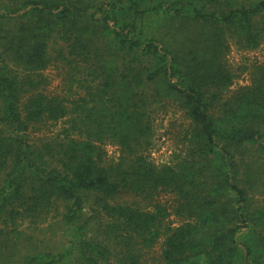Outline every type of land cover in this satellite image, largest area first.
<instances>
[{
    "label": "trees",
    "instance_id": "trees-1",
    "mask_svg": "<svg viewBox=\"0 0 264 264\" xmlns=\"http://www.w3.org/2000/svg\"><path fill=\"white\" fill-rule=\"evenodd\" d=\"M227 34L258 49L264 0H0V263L17 246L7 237L22 239L23 222L44 223L62 204L70 244L24 264H144L172 213L182 222L165 228L162 264H264V63L222 99L234 79L223 62ZM169 35L184 36L181 54ZM58 40L66 48L56 57L71 72L101 82L85 87L66 139L39 147L31 126L69 116L59 98L36 91ZM163 101L190 125L186 156L158 167L143 150L149 110ZM107 141L122 161L106 159ZM160 194L173 196L172 211Z\"/></svg>",
    "mask_w": 264,
    "mask_h": 264
},
{
    "label": "rangeland",
    "instance_id": "rangeland-1",
    "mask_svg": "<svg viewBox=\"0 0 264 264\" xmlns=\"http://www.w3.org/2000/svg\"><path fill=\"white\" fill-rule=\"evenodd\" d=\"M182 38L184 36L175 40L169 35L164 40L170 50L181 54V47L185 42V38ZM225 42V46L228 49L225 50L223 62L232 73L234 79L232 86L223 93H220L221 98L224 100L231 96L237 89L251 85L252 76L256 67L264 63V42L256 50L242 48L237 43V40L231 38L228 34L225 37ZM61 48L64 50L66 48L61 40L50 44L52 62L46 70L40 72L37 78H35L36 81H42V84L36 91L47 96L59 98L63 105L67 107L69 116L57 122H44L39 126H31L29 139L39 147L43 143L55 140L64 141L66 139L68 135L67 130L69 131L71 127L70 119H75L79 111V108L76 106L83 105L80 99L87 95L85 87L88 84H92L96 88L101 82L99 80V83H97L98 80H95L93 83V73L89 74L82 70L71 72L70 66L56 57L57 50ZM17 72L21 73L22 71L18 69ZM219 101L215 104V107L219 106V103H221ZM149 114L153 129L150 144L143 150L144 155L158 167L173 163L177 156L185 157L188 150L186 136L190 125L185 111L176 103L163 101L161 103H155L150 108ZM69 135L72 134L69 132ZM101 148L106 154V159L114 161L115 163L122 161L126 156L120 147L111 141L101 144ZM122 199L123 201L129 203L134 202L141 206L147 205L141 199L130 195H124ZM156 201L168 207L169 211H172V207L175 204L174 198L170 194H160ZM89 207L87 206L85 209L87 214L85 219L92 215ZM63 213L64 206L58 204L50 211L46 222L38 225H31L28 221L23 222L19 227V230L23 233L22 239L16 240L14 235L7 237V241H9L7 242L8 245L16 241L17 246L13 252L5 251L4 261L0 264H24L25 257L35 252L61 253L70 244L72 239L69 227L62 220ZM103 221L104 217H102L101 222ZM181 222V218L175 216L173 213L171 214L161 229V237L157 244L145 252L143 258L144 264H162L161 253L165 228L166 226L177 227ZM96 225L97 222L94 226V231L96 230ZM1 227L3 225L0 223ZM93 234L95 235V233L90 231L89 235L93 236ZM2 241L5 242L4 239Z\"/></svg>",
    "mask_w": 264,
    "mask_h": 264
}]
</instances>
